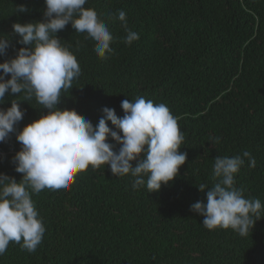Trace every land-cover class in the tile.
Instances as JSON below:
<instances>
[{
    "label": "trees",
    "instance_id": "1",
    "mask_svg": "<svg viewBox=\"0 0 264 264\" xmlns=\"http://www.w3.org/2000/svg\"><path fill=\"white\" fill-rule=\"evenodd\" d=\"M20 5L28 11H15ZM44 7V0H0V37L10 42L0 62L25 47L13 23L42 21ZM84 7L105 22L114 52L99 57L94 41L71 23L59 31L81 73L62 91L58 107L75 109L95 126L104 107L122 118L125 99L164 103L184 135L179 151L187 159L159 192L146 185L133 190L131 175L114 176L110 166H89L66 190L29 189L46 229L42 242L32 253L21 247L23 241L10 242L0 264H264V0H88ZM120 10L139 34L130 46ZM4 99L0 108L15 99L25 112L18 131L48 111L35 96L25 100L23 92ZM20 149L15 133L0 143V173L17 182L23 174L12 157ZM244 151L256 167L244 158L236 187L245 198L261 201V219L247 236L209 230L191 211L192 204L206 202L207 190L198 186L217 182L216 156Z\"/></svg>",
    "mask_w": 264,
    "mask_h": 264
},
{
    "label": "clouds",
    "instance_id": "2",
    "mask_svg": "<svg viewBox=\"0 0 264 264\" xmlns=\"http://www.w3.org/2000/svg\"><path fill=\"white\" fill-rule=\"evenodd\" d=\"M87 2L44 0L42 21L12 25L20 37L17 42L25 47L19 48L14 58L0 62V105L5 103L6 93L23 92L25 100L35 96L48 111L18 131L16 125L25 115L19 101L14 99L11 107L0 108V143L15 133L21 149L12 162L15 171L23 174L17 182L0 173V256L10 242L23 241L21 247L30 253L42 242L46 229L31 193L38 194L45 188L66 190L89 166L93 170L110 166L114 176L131 175L133 190L146 185L149 192H159L162 185L177 177L186 162L187 153L179 151L184 135L164 103L143 97L134 102L125 99L121 102L122 118L114 109L104 107L95 126L75 109L58 107L62 91H69L81 73L76 56L58 38L59 31L71 23L75 32L86 33L94 41L99 57L114 52L110 47L113 36L97 12L84 7ZM15 11L25 13L28 8L20 5ZM118 19L127 33L124 43L130 46L139 34L128 28L123 10L118 12ZM9 46V40L0 37V56L6 55ZM9 74L10 79H5ZM109 121L116 130L109 127ZM109 138L114 143H109ZM210 141L219 143L220 137H210ZM244 158L249 167H256L249 151L236 157L216 156L213 175L217 182L210 188L198 186L201 192L207 190L206 202L192 204L191 211L203 217L205 228L231 229L247 236L261 219V201L245 198L243 189L236 187L235 176L244 166Z\"/></svg>",
    "mask_w": 264,
    "mask_h": 264
}]
</instances>
